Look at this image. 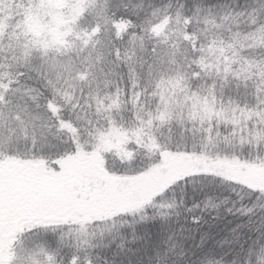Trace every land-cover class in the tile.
<instances>
[{"label": "snow or ice", "instance_id": "1", "mask_svg": "<svg viewBox=\"0 0 264 264\" xmlns=\"http://www.w3.org/2000/svg\"><path fill=\"white\" fill-rule=\"evenodd\" d=\"M0 264H264V0H0Z\"/></svg>", "mask_w": 264, "mask_h": 264}]
</instances>
